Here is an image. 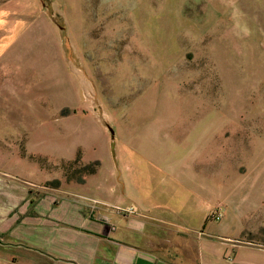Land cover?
Masks as SVG:
<instances>
[{"label":"rangeland","instance_id":"374dc122","mask_svg":"<svg viewBox=\"0 0 264 264\" xmlns=\"http://www.w3.org/2000/svg\"><path fill=\"white\" fill-rule=\"evenodd\" d=\"M0 29V232L128 139L173 138L264 243V0H0Z\"/></svg>","mask_w":264,"mask_h":264},{"label":"crops","instance_id":"0c3cea01","mask_svg":"<svg viewBox=\"0 0 264 264\" xmlns=\"http://www.w3.org/2000/svg\"><path fill=\"white\" fill-rule=\"evenodd\" d=\"M128 140L72 191L26 197L0 232L12 237L8 264H264V243L243 236L224 182L211 192L207 171L176 158V139L167 149ZM222 200V221L209 219Z\"/></svg>","mask_w":264,"mask_h":264},{"label":"built area","instance_id":"2783aa9c","mask_svg":"<svg viewBox=\"0 0 264 264\" xmlns=\"http://www.w3.org/2000/svg\"><path fill=\"white\" fill-rule=\"evenodd\" d=\"M223 206H217L212 212H210L209 218L214 220H221L224 217V211ZM124 211H127L129 213H134L135 210L133 207L125 208Z\"/></svg>","mask_w":264,"mask_h":264},{"label":"trees","instance_id":"16d2710c","mask_svg":"<svg viewBox=\"0 0 264 264\" xmlns=\"http://www.w3.org/2000/svg\"><path fill=\"white\" fill-rule=\"evenodd\" d=\"M83 169H85L86 171H89V173H94L95 172V169L93 168L92 164L84 165Z\"/></svg>","mask_w":264,"mask_h":264}]
</instances>
